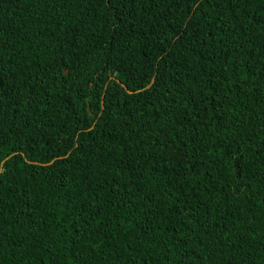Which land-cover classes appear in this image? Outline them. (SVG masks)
Here are the masks:
<instances>
[{"label":"trees","instance_id":"1","mask_svg":"<svg viewBox=\"0 0 264 264\" xmlns=\"http://www.w3.org/2000/svg\"><path fill=\"white\" fill-rule=\"evenodd\" d=\"M0 264H264V0H0Z\"/></svg>","mask_w":264,"mask_h":264},{"label":"water","instance_id":"2","mask_svg":"<svg viewBox=\"0 0 264 264\" xmlns=\"http://www.w3.org/2000/svg\"><path fill=\"white\" fill-rule=\"evenodd\" d=\"M63 71H65V69Z\"/></svg>","mask_w":264,"mask_h":264}]
</instances>
